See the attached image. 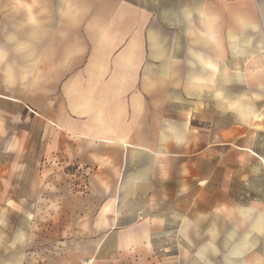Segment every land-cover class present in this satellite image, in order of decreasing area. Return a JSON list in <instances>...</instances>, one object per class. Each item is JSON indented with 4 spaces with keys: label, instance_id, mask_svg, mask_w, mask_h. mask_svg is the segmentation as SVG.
Instances as JSON below:
<instances>
[{
    "label": "crops",
    "instance_id": "obj_1",
    "mask_svg": "<svg viewBox=\"0 0 264 264\" xmlns=\"http://www.w3.org/2000/svg\"><path fill=\"white\" fill-rule=\"evenodd\" d=\"M26 2L0 0V264H41L42 227L63 264L264 236V0Z\"/></svg>",
    "mask_w": 264,
    "mask_h": 264
},
{
    "label": "rangeland",
    "instance_id": "obj_2",
    "mask_svg": "<svg viewBox=\"0 0 264 264\" xmlns=\"http://www.w3.org/2000/svg\"><path fill=\"white\" fill-rule=\"evenodd\" d=\"M26 1L28 3H33V0ZM61 80H63V78H61ZM59 89L60 85L58 84V90ZM262 145L264 148V141L262 142ZM72 181L74 182L73 179ZM70 189L74 192L83 191V189L78 188L73 184H70ZM41 208L43 210L41 212L42 215H45V218H48L47 212L44 211L48 209V206L42 205ZM41 222L42 225L45 226H48L49 224L48 219H42ZM19 223L24 222L21 221ZM29 232L31 233V230ZM31 236L32 235H30L29 243L26 248L25 259L39 260L41 264L64 263L65 255L63 252H60L58 248L59 238L50 237L48 229L43 227L40 236L35 237V243H33V238ZM208 240V237L195 238V245L193 244L192 246L195 255L194 258L189 261V264H212L208 251ZM237 240L231 241L230 238L225 237L218 238V248L223 249L226 253L218 254L217 264H224L226 260L233 261L235 264H264V236H251L245 241ZM11 256L13 259L16 258L15 254H11ZM68 260H70V258ZM78 261H80V259Z\"/></svg>",
    "mask_w": 264,
    "mask_h": 264
},
{
    "label": "built area",
    "instance_id": "obj_3",
    "mask_svg": "<svg viewBox=\"0 0 264 264\" xmlns=\"http://www.w3.org/2000/svg\"><path fill=\"white\" fill-rule=\"evenodd\" d=\"M161 250V249H160Z\"/></svg>",
    "mask_w": 264,
    "mask_h": 264
}]
</instances>
